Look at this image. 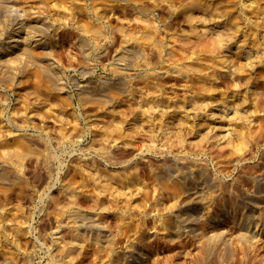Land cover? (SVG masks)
Returning a JSON list of instances; mask_svg holds the SVG:
<instances>
[{
    "label": "rangeland",
    "instance_id": "1",
    "mask_svg": "<svg viewBox=\"0 0 264 264\" xmlns=\"http://www.w3.org/2000/svg\"><path fill=\"white\" fill-rule=\"evenodd\" d=\"M1 1L0 264H264V69L238 48L264 62V0ZM28 29L57 75L12 47Z\"/></svg>",
    "mask_w": 264,
    "mask_h": 264
},
{
    "label": "bare ground",
    "instance_id": "2",
    "mask_svg": "<svg viewBox=\"0 0 264 264\" xmlns=\"http://www.w3.org/2000/svg\"><path fill=\"white\" fill-rule=\"evenodd\" d=\"M8 1H10V0H7V3L9 5L10 3ZM3 2L6 3L5 1H3ZM1 3H2V1H1ZM2 5H4V4H2ZM2 5L0 7H2ZM11 5H13V4H11ZM10 6H9V8H8V6L7 7L4 6L5 7L4 8L5 9L4 11H7L6 8H8V10H9L10 9ZM192 6H198L199 7L200 5L198 3H193ZM18 8H19L18 6L16 8H15V6L14 7L11 6L10 11L11 10H14V13H15V11ZM0 9H2V8H0ZM250 9H251V6L246 3V5H245V13L247 14V16H249V14H250V12H249ZM11 12L13 13V11H11ZM208 13H210L213 16V20L216 21V24L222 25L223 28L225 30H227L228 35L230 36V38L227 39L226 42L227 43L234 42L235 39H236L235 36L239 32L238 31V28L234 24H232L230 22H226V21L221 20L219 18V16L221 15L219 9H217V8H210V9H208ZM19 28L21 29V27H19ZM80 29L82 31H87L88 28L86 26H84V25H81L80 26ZM25 33H26V36L25 37H21L19 35V33H17V34L15 33V36L12 35V36L8 37L9 40H10L9 42L13 45L12 47H19L20 50L23 51V53L30 54L29 56L30 57H33L35 59V61L37 60V61L42 62V63L46 64L47 66H49L50 67V72L57 75L58 70L56 71V67L52 63L54 61L53 60L51 61V59H52L51 58V54L52 53L50 52L49 49H46L45 48L46 43L43 40V37L40 34L32 35L29 29L26 30ZM216 37H217L216 38L217 39L216 42H214L210 47H207L210 51H208L207 48L204 47V50L206 52L217 53L216 50L218 51L224 45L223 44V41H222V38H221V35H217ZM130 39H133L137 45H140V44L143 43V41L140 39V35H138V34H129L128 35V38H127V41L130 40ZM82 43L83 44H87L88 42H87V40L84 39L82 41ZM249 45L250 44H249L248 40L245 41L243 39L240 42L238 48H240L241 50H243L244 57L247 60V65H246L247 66V69L249 70V69H251V67L256 66L255 67L256 71H259L260 72L262 69H264V62H261V63H258L257 62V63H254L253 64V62L251 61L252 60V54H251L252 53V50L248 48ZM34 47H38V48L43 49L45 55H43V54L42 55H40V54L35 55V53H34ZM256 49L257 50H260L259 47H256ZM164 51H165V49H164ZM170 53H171V51L170 52H167V55H169ZM132 56H133V52H131V53L127 52L126 56L119 57L118 59L119 60L128 59L130 61H133V57ZM11 59L12 58H8L5 62L11 61ZM177 63H180L181 68H184V69H192V68H194V70H196L197 72H199V73L202 72V67L201 66L195 65V64H193L191 61H189L187 59H184V60H182L180 62H177ZM2 64H3V62L0 61V65H2ZM229 65L234 66L232 61H230ZM139 68H140V66H139ZM260 76L264 80V71H262L260 73ZM248 77L249 76L247 75L246 78H248ZM251 89H252V87H251ZM102 90H104V88L98 86L97 91H102ZM249 100L250 99H249L248 96L245 97V102H246V105L247 106H250L251 105V102ZM142 104H144V101H142ZM204 104L207 107V111L205 112L206 115L210 116V114L217 113L216 112L217 111L216 110V106H214L213 103H210V102H208L206 100L204 102ZM142 107H144V105ZM151 107H153V106H151ZM203 107L204 106H201L200 109H202ZM179 109H181V107H179ZM250 109H252V107H250ZM251 111H253V110H251ZM144 112H145V107L142 108V111L139 112V115L140 114L142 115ZM215 124H216V126L222 125V123H220L219 121H215ZM20 153H21V149L20 148H18L16 151H10V150H7L6 149L2 153V159H3L4 162H7V161H9V159L12 156L19 155ZM163 172L166 173V172H168V170L167 169H163ZM201 185H203V184H201ZM205 191H206V186L205 187H201L200 189L198 187H193L192 185H189L187 187L177 186V189L174 191V194H176L177 198H179V197L184 198V201H182V202H184L185 205H187L188 207H191L194 204V200L192 198V195L195 194V193H198V192H200V194H203ZM69 194H70L71 199L74 200L73 193L70 191ZM82 219H84V218L83 217H78L77 218V221L80 222ZM89 224H91V225L96 224V220L90 221ZM245 225H246V222H244V223L241 224V226L242 227L244 226V228H245ZM93 226H95V225H93ZM219 236H222V235H219ZM94 237H95L94 239H96L97 241H100L102 239L106 241V239L109 238L108 235H105V236L102 237V236H100L98 234H96ZM84 238L85 237L82 234H80V233H77V234L73 235L70 246H73L74 247V245H77L79 243H82L83 240H84ZM218 239H221V238L219 237ZM209 241H211V240H209ZM210 243L208 242V243H204L203 244V246H202L203 253H211V247L209 245ZM66 254H68V248H65L64 249V255H66ZM137 262H139V260H137L135 263H137ZM62 264H68V263H62Z\"/></svg>",
    "mask_w": 264,
    "mask_h": 264
}]
</instances>
